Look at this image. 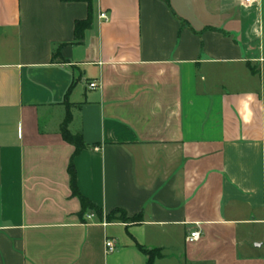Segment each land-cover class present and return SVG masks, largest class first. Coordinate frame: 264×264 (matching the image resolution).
Masks as SVG:
<instances>
[{"label":"crops","instance_id":"obj_1","mask_svg":"<svg viewBox=\"0 0 264 264\" xmlns=\"http://www.w3.org/2000/svg\"><path fill=\"white\" fill-rule=\"evenodd\" d=\"M89 12L0 0V264H264V0Z\"/></svg>","mask_w":264,"mask_h":264},{"label":"trees","instance_id":"obj_2","mask_svg":"<svg viewBox=\"0 0 264 264\" xmlns=\"http://www.w3.org/2000/svg\"><path fill=\"white\" fill-rule=\"evenodd\" d=\"M62 1H64V2L84 1V2L88 3L89 10H90L88 18L85 20H79L75 24V35L77 38L82 39L84 36V31L92 25V18H93L92 8H93V1L94 0H62ZM70 118H71V115L69 113L67 115L65 122H64L62 134H63V137L66 141L70 142L71 144H73L75 146L76 149H75L74 155H76L77 153H79L81 150H83L86 147V143H85L82 135H80V134L74 135V134L70 133L69 130L67 129V124L70 121ZM68 171H69V175H70L71 189H72L73 195L79 197V199L81 201L82 210L79 213L81 220L84 221V214L86 212L94 213L97 215V217L102 218L103 217V210L99 206H97L94 202L89 200L87 197L83 196V194L80 192V190L78 188L77 172H76V167H75V163H74L73 159L71 160V162L69 164ZM118 213H119V216L117 217ZM106 218L109 221L121 220L124 222H138V221L142 220L141 215L129 218L127 216L126 212L124 210H121V209H117V210L111 212L110 214L107 215ZM147 253L149 254V260H148L147 264H153L154 259L160 255V252L155 251V250L149 251Z\"/></svg>","mask_w":264,"mask_h":264},{"label":"built area","instance_id":"obj_3","mask_svg":"<svg viewBox=\"0 0 264 264\" xmlns=\"http://www.w3.org/2000/svg\"><path fill=\"white\" fill-rule=\"evenodd\" d=\"M247 1H251V0H247ZM101 19L107 21L109 19L108 14L106 12L101 13L100 15ZM89 87L91 89L97 88L99 87V84L97 83V81L91 82L89 84ZM86 218L88 220L93 219V214H88L86 215ZM104 225L107 224L106 221L103 222ZM201 238V231L200 230H195L189 233V235L187 236V240L188 241H198ZM105 248H106V252L108 254L114 252L117 248L116 242L114 239L111 238H107L105 241Z\"/></svg>","mask_w":264,"mask_h":264}]
</instances>
